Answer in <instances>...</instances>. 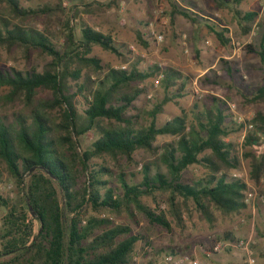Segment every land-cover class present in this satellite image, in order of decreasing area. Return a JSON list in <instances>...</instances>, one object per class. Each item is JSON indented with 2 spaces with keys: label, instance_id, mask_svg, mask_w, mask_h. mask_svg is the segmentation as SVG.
I'll use <instances>...</instances> for the list:
<instances>
[{
  "label": "trees",
  "instance_id": "obj_1",
  "mask_svg": "<svg viewBox=\"0 0 264 264\" xmlns=\"http://www.w3.org/2000/svg\"><path fill=\"white\" fill-rule=\"evenodd\" d=\"M215 1L218 7L232 5L243 35L253 31L259 14L238 9L244 0ZM65 2L70 4L69 13ZM93 2L56 0L24 7L20 0H0L8 13L0 16V50L51 58L42 71L0 69V87L10 89L0 97V106L15 109L12 120L6 115L0 117V164L5 165L19 191L14 200L0 195V210L5 211L0 264H136L138 244H149L148 234L134 230L133 224L140 222L138 215L150 227L171 231L172 221L183 222V207L189 203L210 223L214 221L212 208L229 216L248 207V184L232 175L241 169L242 160L235 144L226 141L236 130L227 102L214 97L212 104L201 110L195 105L192 121L184 114L160 125L159 115L165 106L184 97L189 77L174 68L142 70L139 60L130 63L127 45L118 44L81 18V13L92 12ZM173 10L198 21L189 10L175 5ZM40 19L45 23L42 31L26 24ZM49 24L61 26V48L53 43ZM206 26L223 46L232 43L227 29ZM137 37L145 43L143 33L138 32ZM94 46L130 66L115 69L103 65L92 55ZM247 50L255 52L251 45ZM258 55L264 72V35ZM161 71L163 99L146 111L145 118L128 116L134 102L147 91V81ZM78 97L87 103L84 110L77 106ZM252 102L264 103V86ZM253 124L256 131L245 137V149L251 148L245 156L257 154L252 173L259 182L264 180L263 112H256ZM89 133L93 141L83 144L81 140ZM162 135L177 139L157 147V138ZM138 150L157 157L143 166L139 182L128 180L126 170L116 172L106 161H94L109 156L115 161L125 157L131 163ZM159 164L166 167L165 172ZM193 166L206 170V174L198 180H186L184 174ZM3 177L0 169V183ZM114 180L119 184L117 189ZM163 198L166 211L156 210L147 202L153 199L159 206ZM103 211L109 215H94ZM35 220L39 223L36 231ZM222 239L233 236L226 232ZM162 252L157 250L155 255Z\"/></svg>",
  "mask_w": 264,
  "mask_h": 264
},
{
  "label": "rangeland",
  "instance_id": "obj_2",
  "mask_svg": "<svg viewBox=\"0 0 264 264\" xmlns=\"http://www.w3.org/2000/svg\"><path fill=\"white\" fill-rule=\"evenodd\" d=\"M20 1L24 7H38L56 2V0ZM96 1L89 0V3L93 2V10L90 13H81V18L96 30L112 36L118 44L127 45L125 48L131 52L132 57L130 63L139 60L142 70L154 66H158L162 70L174 68L189 77L184 97L165 106L164 113L159 115L160 125L173 117L184 114L192 121L195 105H198L201 110L206 105H211L214 97L227 102L236 130L226 137V141L235 144L242 160L241 169L233 171L232 175L241 178L248 184L247 209L240 214L225 216L212 208L214 218L212 223L202 217L193 203L183 207L181 225L171 220V231L160 226L150 227L148 221L138 215L140 222L138 226L133 224L134 230L148 234L149 244L143 242L138 244L139 253L135 258V263L152 264L162 255L171 252L170 249L197 253L208 261L201 252V247H208L212 238L222 239L226 232L232 234L231 241L250 237L256 239L258 242L255 247L257 259L264 260V249L260 245L264 239V180L261 179L258 182L252 173V165L257 159V154L253 153V156L247 158L245 152L249 153L251 148L245 149L244 146L246 135L256 131L253 124L256 112L264 113L263 102H252L254 95L264 86L263 65L258 55L264 35V0H244L238 6V9L243 12L256 11L259 14L253 25V31L249 35L241 33L232 5L218 7L215 0ZM174 5L179 9L189 10L198 21L193 22L179 13H174ZM64 6L69 13L70 4L65 2ZM1 15H8L5 6H0ZM207 23L227 29L226 35L231 38L232 43L229 46H223L215 34L207 28ZM26 24L36 26L41 31L45 27L43 19L27 21ZM48 27L53 32L51 35L53 43L61 48L63 46L62 34L59 29L61 26L49 24ZM138 32L143 33L144 44L138 40ZM160 35L163 36L162 41L157 39V36ZM249 45L255 49V52L247 50ZM92 55L101 59L103 65H109L115 69H127L130 66L129 63L123 62L122 58L99 46H94ZM49 62H51L50 57L38 56L36 53L27 57L26 54L18 50L12 52L6 49L0 50L1 70L36 68L38 71H42L44 65ZM158 75L147 81V91L134 102L133 107L127 112L128 116L145 118L146 111L152 109L156 103L163 99L164 91L160 85L156 87L154 83ZM9 92V88L0 87V97ZM43 95L49 98L53 97L51 93ZM77 99V106L80 110H84L87 103L79 97ZM14 110L13 108L4 109L0 106V117L6 115L9 120H12ZM250 125H253V128H250ZM93 138V134L89 133L81 141L83 144H90ZM176 139L171 135H162L157 138L155 145L161 147V145L172 143ZM156 158L146 151L138 150L134 154V162L131 163L125 157H118L115 161L109 156L96 157L94 161L96 163L106 161L116 172L126 170L128 180L139 182L142 178L143 166ZM159 166L162 171H166L164 165L159 164ZM0 169L4 173L3 181L0 183V195L6 199L14 200L19 192L18 188L8 177L4 164H0ZM155 170L156 168L153 167L152 172L154 173ZM205 174L206 170L193 166L185 172L184 178L194 181L201 179ZM118 185L117 180H114L113 187L117 189ZM160 200L159 206L153 199H148L147 202L156 210L166 211L168 206L162 202L164 198ZM0 213L5 216V211L0 210ZM94 215L104 217L109 213L103 211ZM121 221L123 220H117V222ZM38 227L39 223L35 220V231ZM157 250L163 252L156 256L155 251ZM214 258L219 260L216 264H242L239 252L234 250L225 251Z\"/></svg>",
  "mask_w": 264,
  "mask_h": 264
},
{
  "label": "built area",
  "instance_id": "obj_3",
  "mask_svg": "<svg viewBox=\"0 0 264 264\" xmlns=\"http://www.w3.org/2000/svg\"><path fill=\"white\" fill-rule=\"evenodd\" d=\"M154 34V33H153ZM159 41L163 40V36H157ZM124 68V67H123ZM125 69V68H124ZM164 78V74L160 73L157 79L154 81L155 86L160 85L161 80ZM253 128V125L249 126ZM4 216L0 213V230L3 227ZM261 247L264 249V239L262 240ZM258 244L257 240L253 237L248 239H240L237 241H231L226 239L212 238L208 244V247L202 246L201 252L205 256H214L222 254L228 250L238 251L242 256V264H258V259L255 253V247ZM136 262V261H135ZM152 264H211L207 260L201 258L197 253H172L167 252L160 258L156 259Z\"/></svg>",
  "mask_w": 264,
  "mask_h": 264
},
{
  "label": "crops",
  "instance_id": "obj_4",
  "mask_svg": "<svg viewBox=\"0 0 264 264\" xmlns=\"http://www.w3.org/2000/svg\"><path fill=\"white\" fill-rule=\"evenodd\" d=\"M239 255H240L241 261H242V256H241L240 253H239ZM214 257H216V255H214V256H206V259H208V262L210 261L209 263L216 264V262H219V260L217 258H214ZM258 264H264V260H260V261L258 260Z\"/></svg>",
  "mask_w": 264,
  "mask_h": 264
},
{
  "label": "water",
  "instance_id": "obj_5",
  "mask_svg": "<svg viewBox=\"0 0 264 264\" xmlns=\"http://www.w3.org/2000/svg\"><path fill=\"white\" fill-rule=\"evenodd\" d=\"M31 211H32V215L34 216V215H35V213L33 212L32 208H31Z\"/></svg>",
  "mask_w": 264,
  "mask_h": 264
}]
</instances>
